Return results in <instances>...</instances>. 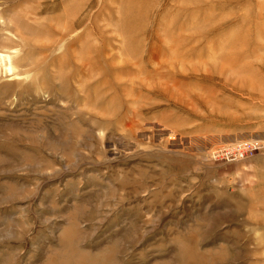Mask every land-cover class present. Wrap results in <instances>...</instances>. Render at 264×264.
Segmentation results:
<instances>
[{"label": "rangeland", "instance_id": "1", "mask_svg": "<svg viewBox=\"0 0 264 264\" xmlns=\"http://www.w3.org/2000/svg\"><path fill=\"white\" fill-rule=\"evenodd\" d=\"M0 264H264V0H0Z\"/></svg>", "mask_w": 264, "mask_h": 264}]
</instances>
